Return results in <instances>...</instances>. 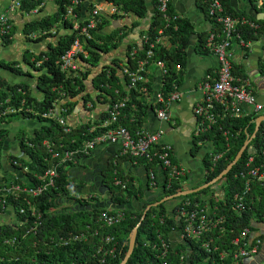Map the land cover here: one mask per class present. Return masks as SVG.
<instances>
[{"label": "trees", "instance_id": "1", "mask_svg": "<svg viewBox=\"0 0 264 264\" xmlns=\"http://www.w3.org/2000/svg\"><path fill=\"white\" fill-rule=\"evenodd\" d=\"M107 1L112 3L118 11L122 12L119 15H111L114 18L129 13H135L142 18L147 12L145 0ZM220 1L227 14L246 16L252 19L245 12L237 13L230 6L228 0ZM250 1L254 2V0ZM153 3L155 5L154 14L150 19L151 22L148 29L143 31L142 36L147 35L150 40H154L159 36V30H162L163 34L168 37L170 45L156 44L152 48L153 54L150 60L163 62L165 66L166 72L162 75L160 95L163 99H166L170 92L173 91V87L175 85L179 86L182 82L183 69L186 63V47L191 35L194 34V30L187 18L176 17L166 21L157 8L158 0H153ZM37 4L38 1L35 0H22L21 8L30 9ZM253 6L255 7V4ZM167 12L170 17H173L169 4ZM62 13L63 8L59 7L52 16L46 15L39 20L28 21L25 24L24 31L48 32L59 21ZM107 21L105 16H102V23L100 22L98 28L92 31L93 38L89 40L88 55L83 59L92 66L98 64L100 53H107L117 47L124 37L123 34H119L123 30L122 27L109 33H99L98 29ZM255 21L259 24L256 32L247 26H237L238 32L245 41L257 39L264 33V19H255ZM213 29H215L214 25ZM12 33H14V29H12ZM208 33L198 34L197 49H204ZM48 34L50 32L45 35ZM55 35L57 40L50 45L48 51L40 53L25 51L28 56L24 57V61L37 71V84L42 92L40 97L32 95L27 82L11 83L0 76V112L8 108L21 109L20 111L16 110L0 115V166L3 159L4 142L9 133L8 128L4 124L17 116L23 119L35 120L38 125L33 127L29 135H26L27 142L31 143V145L25 143L24 135L26 132L24 129L21 128L16 134L19 146L27 154V158L13 154L5 155V158L9 157L21 162V167H26L28 170L26 175L31 184H37L36 178L33 176L34 173H43L50 165L49 161L44 160L47 155V148L43 142L47 141L52 146L53 151L58 152L59 155L57 159H53L57 171L54 185L47 187L38 197L32 199L37 210L42 212L39 227L35 232L29 229L32 225V217L28 213H19L20 207L26 208L25 202L21 198L14 199L13 196L8 199L13 209L12 215L14 219L11 221H0V264H119L128 247L129 232L140 220L146 205L150 203H144L140 209L128 206L132 201L142 198L145 188L142 185L136 186L134 184V177L124 170L123 161L126 159L136 161L147 169H155L156 162L155 160H149L146 156H120L118 153L110 158L108 166L103 171V182L109 188L112 201L115 204H124V208H121L124 212V218L116 225L103 227L97 222L98 214L104 208L94 207V203L99 204L97 200L91 204L89 199L81 202L74 197L77 202L76 205L70 204L68 207L60 208L62 207L59 205L60 202L65 198H70L74 192L71 189L73 184L69 174V166L87 155L77 152L72 159L63 162H60L59 159L62 158L64 151L70 148L74 149V147L79 148L83 141L106 130V127L97 128L90 132L88 129L91 123L87 121L74 127L67 124L70 126V131L65 132L59 123L41 117V114L53 107L54 103L66 97L73 98L84 91V81L90 74L89 68H86L85 71L77 72H64L59 69L57 61L61 54L69 48L74 39V34L68 32L58 34L57 32ZM2 42L7 44L10 39L7 36L2 37ZM147 48V43L142 41L141 47H137L134 52L130 51L128 53L124 66L134 70L138 62L146 57ZM30 57H34L37 60L43 57L46 59L42 61L40 66L34 67L29 59ZM112 63L116 64L114 61ZM15 64L16 62L14 61L0 60V67L11 70L16 74H21V67H15ZM232 72L236 75L247 77V74L238 65L233 64ZM125 78L127 84L128 77L125 75ZM93 82L102 93L109 97V106L117 98H128L112 126L121 125L130 132H135L143 127L145 117L154 111L155 106L158 108L162 107L160 102L155 105L152 103L148 104L142 98L141 88L147 85V89H149L150 85L148 83L143 84L140 82L136 88L129 90H127L125 85L123 89L120 78L112 65L104 66L100 71L95 72ZM85 98H88V96H85ZM73 104L74 102L66 100L63 106L68 107L73 106ZM61 116L65 117V113L61 114ZM257 116L254 113L243 115L240 118L226 116L217 125L213 126L208 133L194 137L196 146H198V142L208 140L212 143L213 153H221V156L214 164L210 160V155L205 154L203 165L206 173L203 183L220 173L234 158L244 141L253 133L254 119ZM107 117L108 113L106 112L93 122L94 125L101 124ZM262 147L263 139L259 127L242 156L216 183L185 196L173 198L176 201L188 198L191 203L190 207L195 206V203L200 206H204L207 203L213 212V216L222 218V222L217 228L204 233L198 240L187 241L191 250L187 258H181L187 250L183 243L170 245L167 254L163 258L161 257L158 249V236L161 235L166 241H169L171 228H176L174 215L178 207L174 205L171 211H167L166 201H163L147 209L145 217L138 227L134 249L125 264H161V261L167 264L228 263V259H219L217 251L225 247V245H230L231 240L244 229L256 230V223L264 222V181L254 179L250 182V189L243 199L246 207L244 211L238 212L234 206L235 194L241 193L245 189V179L238 175V172L244 169L245 159L249 154L254 156L253 165L263 162L261 156ZM172 160L175 162L173 158ZM261 170L264 171V163ZM116 179L120 180L121 184H115ZM185 179V176L176 177L171 181L170 185L165 183L163 194L167 196L185 189L183 185ZM13 181L24 185L20 178ZM218 183L223 191L222 196H215L212 192L214 185ZM115 187H117V191L114 190ZM87 206H90V209H87ZM50 207L54 209L49 211ZM156 211L158 218L151 223L149 220L156 215ZM79 233L85 234L86 238L71 241L66 245L59 243L61 237ZM106 235H111L114 241L118 243V247L114 256H105L104 263H101L102 254L98 252V247L104 244L102 239ZM12 236H15V242L12 244L4 243L5 239ZM205 240H211L210 245H216L218 249L207 251L206 248L202 247V242Z\"/></svg>", "mask_w": 264, "mask_h": 264}, {"label": "built area", "instance_id": "2", "mask_svg": "<svg viewBox=\"0 0 264 264\" xmlns=\"http://www.w3.org/2000/svg\"><path fill=\"white\" fill-rule=\"evenodd\" d=\"M38 4L30 9H23L22 0H11L7 8L0 12V39L7 36L12 38L13 23L11 15L15 11H21L23 15L30 16L38 14L43 7L51 2L56 5V8H63V13L59 19V22L64 25V29L68 33L74 34V39L69 48L61 54L57 63L59 69L64 72H77L81 71L82 67L78 63V58L82 55L86 57L88 55L89 40H92V31L97 27V24L101 22L102 10L106 5V9L110 14H121L116 7L107 0H35ZM169 0H158L157 8L163 14L166 21L174 19L176 16L170 17L167 12ZM207 6L208 13L212 19L215 29H211L208 34L205 47L210 49L217 60V69L213 77L203 80L201 88L203 90V97L193 107V113L196 116V128L195 136H201L205 134L211 127L217 125L220 120L226 116L240 118L243 115L254 113L255 115L264 114V104L257 102L256 95L250 86V81L247 77L236 75L232 72V51L236 46L241 47L243 50L250 46L251 41H245L241 34L238 32L237 26H247L253 29L254 32L259 28V24L246 16H235L227 14L220 0H201ZM255 3L262 5L261 2ZM263 1V0H262ZM48 32H55L53 28ZM47 31H36L27 33L26 38L28 40H35L42 35L48 33ZM161 36H165L162 30H159V36L154 40H150L147 35L142 36V41L147 43L148 48L146 50V57L138 62L137 67L134 70L123 68V73L128 77V83L126 84L127 90L136 88L138 83H146L147 76L146 65L152 58V48L160 43ZM245 52V51H244ZM86 53V54H85ZM46 59L31 58V62L34 67L40 66L42 61ZM157 62L162 67V73L166 72L163 62ZM142 91L146 90L145 86H142ZM180 94L178 88L174 86V89L166 99H163L160 94L157 95V100L162 104V107L156 110V116L160 120H169L167 109L169 105L179 100ZM127 97H122L114 101L108 111V117L103 120L99 125H92L88 131H94L99 127H112L103 130L99 134L93 136L90 139L83 141L79 148H70L64 151L60 162L72 159L77 152H82L88 155L91 149L101 143H117V153L120 156L130 157H142L146 156L149 160H155L156 165H160L166 170L167 178L166 183L170 185L171 181L176 177L185 176L184 169L177 165L172 160V146L162 140V136L158 131H149L140 129L135 133L130 132L123 126H112L116 122L120 110L125 106ZM20 111L21 109L8 108L0 115L11 113L13 111ZM41 117L50 121L59 123L65 132L70 131V126L67 125L65 117L57 114L53 107L49 108L46 112L41 114ZM261 135L263 139V147L261 150V156L263 162L260 164L254 163L253 154H249L245 159L244 169L238 172V175L245 179V189L241 193H236L234 196V206L238 212L245 210V202L243 201L245 194L250 189V182L254 179L262 180L263 171L261 170L264 163V117L260 122ZM225 134V132H224ZM25 143L27 142L26 136H24ZM47 148V155L44 160L49 161L50 165L44 170L43 173H34L37 184H31L27 179L26 167H21V162L16 159L7 158L6 161L10 166L14 167L18 174L14 179L20 178L24 182L22 185L19 182L10 180L9 182L0 180V221H11L14 219L12 215V207L8 202V199L13 196L14 199L21 198L26 205L19 208V213H28L32 217V225L30 230L36 231L40 224V218L42 212L37 210L36 206L32 202L33 198L38 197L47 187L53 186L55 183V177L57 176L56 165L53 163V159L59 157L58 152L53 151L52 146L43 142ZM199 144V143H198ZM213 150V149H212ZM210 151V160L214 164L216 160L221 156V153L214 154ZM148 186L156 187L158 185L155 170L149 168L148 170ZM115 184H121V181L116 179ZM123 185V184H122ZM92 194L85 195L82 202L85 199H89L93 204L95 200H91ZM77 204V202H74ZM176 213L174 215L176 228H171V233L174 235L169 241H166L161 235L158 236L159 246L158 249L163 258L170 245L177 243H183L187 248L181 258L186 257L190 253L189 245L187 241L198 240L204 233L210 232L222 222V218L213 216V212L209 204L200 206L195 203V206L190 207L191 203L188 198L178 199L176 204ZM53 207L49 208L52 211ZM124 218V212L121 208H111L110 206L102 208L100 210L97 222L101 226H113L121 222ZM258 227H263L264 222L256 223ZM263 235V238H262ZM85 234H73L68 237H61L59 243L68 244L71 241L84 239ZM15 236L9 237L4 240V243L12 244L15 242ZM104 244L98 247V252L102 254L100 259L101 263H104L105 256H114L117 250L118 243L114 241L111 235H106L103 239ZM210 241L205 240L202 242V247L207 251L211 249L217 250V246H211ZM219 259L226 260L225 264H244L245 259L254 261L256 264H264V232H256V230L244 229L238 236L234 237L230 245H225L217 251ZM259 256H263L259 259ZM161 264H167L161 261Z\"/></svg>", "mask_w": 264, "mask_h": 264}, {"label": "crops", "instance_id": "3", "mask_svg": "<svg viewBox=\"0 0 264 264\" xmlns=\"http://www.w3.org/2000/svg\"><path fill=\"white\" fill-rule=\"evenodd\" d=\"M145 1L147 4V12L142 18L135 13H129L114 18L111 15L115 14H110L105 8V5L102 10V16H105L108 21L98 29L99 33H109L122 27L123 30L120 31L119 34H123L124 37L121 39L117 47L111 49L107 53H100L99 62L96 66L86 63L83 60L85 57L82 55L78 58V63L82 67L81 71H85L86 68L90 69V74L84 81V91L73 98L66 97L53 104V108L57 114L61 115L65 113V120L70 126H78L88 121L91 123V127L94 125L93 122H95V120H98L101 115H104L109 111V97L94 85L93 77L95 76V72L100 71L101 68L107 65L114 66L117 75L120 78L121 86L124 89L126 78L123 73V68L125 67L124 64L127 60L128 53L130 51L134 52L137 47H141L142 33L148 29L151 22L150 19L155 10L153 0ZM228 1L230 6L237 13L248 12L247 14L253 20L257 18L250 15L249 11L251 8L257 12L264 13V1L262 0L257 1L258 3L261 2L262 5H257L255 3L256 0H254V2H251L250 0ZM10 2L11 0H0V12L4 11ZM168 4L172 9L173 16L187 18L191 22L194 34L191 35L190 41L186 47V63L183 69L184 74L182 82L179 86L175 85L178 88L180 98L171 103L167 109L169 114L168 123H163V120L157 118L156 110L158 107L155 106L154 111L145 117L141 129L160 132L162 140L172 146V158L175 160V163L181 166L185 171L186 179L184 180L183 185L185 186V189H190L203 183L206 173L203 165V158L206 153L210 155V151L212 150V143L208 140L198 142V146L194 143L196 116L193 113V107L203 97V90L201 88L202 81L209 79V76L213 77L217 69L216 57L210 49L205 46L204 49L196 48L198 34L203 32L210 33L214 23L210 18L206 4L200 0H169ZM253 4H255V7ZM56 10V5L49 2L36 15L26 16L23 15L21 11H15L11 15L14 33H12L13 36L10 39V42L3 44L2 39H0V60L9 62L14 61L16 62L15 67H21L22 69L21 74H16L11 70L0 67V76L11 83L27 82L32 95L36 97L42 95L37 84V71L24 61V57L28 56V53L25 54V51L29 50V53H31L30 51L35 53L48 51L50 45L57 40L55 34L57 32L58 34H63L67 33V31L64 29V25L57 21L54 27H51L55 32H50L48 35H42L35 40H28L26 38L27 33L36 32L37 30L25 32L24 27L26 22L39 20L46 15L52 16ZM96 28H98V24ZM250 41V46L244 50L239 46H236V48L233 49L232 64L238 65L243 72L247 74V78L250 81V86L256 95L257 101L259 100L261 101H258L259 103L264 104V33L259 38ZM159 44L169 46L170 43L168 37L166 35L161 36ZM29 59L31 60V57ZM113 61L116 64H113ZM162 75L161 65L155 61H149L146 65L147 82L145 84L148 83L150 86L149 89H147L146 85L145 87L147 90H141L142 98L146 103H152L155 105L158 102L157 95L160 94L162 87ZM85 96H88V98H85ZM66 100L74 102L73 106H63ZM22 125L24 128L21 127ZM36 125L38 124L35 120L23 119L18 116L5 123L4 126L9 130L8 136L4 142L5 155L13 154L18 157L27 158V154L19 146L16 134L21 128L24 129V131L26 128V134L24 136L29 135L33 127ZM107 128L112 127L108 126L106 129ZM210 129L206 133H208ZM117 147V143L106 142L97 144L91 149L87 156L82 157L78 162L75 161L69 166V174L73 184L71 189L72 191L74 190V192L71 194L70 198L63 199L59 205L62 207H68L70 204L76 205L74 203V197L80 200L88 194L93 195L94 198H92V200H97L98 202L106 201V191L100 193V191L97 190V187L99 186V177L103 176L104 180L103 171L108 166L110 158L116 155ZM7 158L9 157H6L5 161ZM123 168L134 177L133 182L136 186L142 185L145 188L142 198L129 203L131 205L130 207L140 209L144 203H152L151 201L154 202L161 200L166 196L163 194V187L166 183L167 174L166 170L160 165H156L154 169L158 182L156 187L147 186L148 169L144 165L126 159L123 161ZM16 173L18 174L17 170L10 166L7 161L6 164H4L2 159V164L0 166V180L3 179V181H5L10 175L13 177L11 180H13L16 177ZM262 181H264V171L262 174ZM219 186L220 184L218 183L213 187L212 192L215 196H222L223 194V191ZM164 201H166L165 205L167 211H171L172 207L177 202L173 198ZM256 232H264L263 227H258L257 225ZM173 236L174 235L171 233L170 240Z\"/></svg>", "mask_w": 264, "mask_h": 264}, {"label": "water", "instance_id": "4", "mask_svg": "<svg viewBox=\"0 0 264 264\" xmlns=\"http://www.w3.org/2000/svg\"><path fill=\"white\" fill-rule=\"evenodd\" d=\"M249 13H250L251 16H253V17L257 18V19H263L264 18V13L263 12H257L256 10H254L252 8L250 9ZM259 102H261V101H259ZM263 117H264L263 113H261L260 115H258L256 117V119L254 121V130H253V133L251 134V136L244 141L243 145L237 151V153L235 154L234 158L215 177H213L211 180H209V181H207L205 183H202L199 186H195V187H192L190 189H183V190L178 191V192H176L174 194L164 196L161 200H157L155 202H152V203H149V204L146 205V207L144 208V210L142 212L140 220L131 229V231L128 234V247H127V250H126V252H125V254H124V256H123V258H122V260L120 261L119 264H125L127 262V260L129 259L130 255H131V253H132V251L134 249V246H135L138 227H139L141 221L143 220V218L145 217L147 209L149 207H151V206L158 205L159 203L163 202L164 200L172 199V198H175V197H182V196H185V195L190 194L192 192H196V191H198L200 189H203L205 187H208V186L213 185L214 183H216L223 175H225L232 168V166L242 156V154H243L244 150L246 149L248 143L251 141V139L255 136L256 132L259 130L260 122L263 119ZM163 121H164L163 123H168V120H163ZM14 129H16V128H14ZM11 134H13V133H11ZM2 153H3V163L6 164L4 150L2 151ZM102 182H103V176H100L99 177V186L97 187V190H99L100 193L106 191L105 194H107V199L104 202H99V204L98 203H94L93 204L94 207H98V206L99 207H107V206H110L111 208H124V204H115L112 201V199L110 198V191H109L108 186L105 185ZM128 206L130 207L131 205L128 204ZM87 209H90V206H87ZM262 258H263V256H259V259H262ZM244 264H256V263L254 261L249 260V259H245Z\"/></svg>", "mask_w": 264, "mask_h": 264}, {"label": "rangeland", "instance_id": "5", "mask_svg": "<svg viewBox=\"0 0 264 264\" xmlns=\"http://www.w3.org/2000/svg\"><path fill=\"white\" fill-rule=\"evenodd\" d=\"M102 6L105 7V4H103ZM106 8H107V7H106ZM12 119H13V118H12ZM21 127L24 128L23 125H22ZM25 131H26V128H25ZM11 178H13V177H11V175H10L9 177H7V178L5 179V181H8V182H9V181L11 180ZM114 190L117 191V187H115ZM63 207H65V206H63ZM63 207H60V208H63ZM60 208H59V209H60ZM157 218H158V214H157V211H156V215H155L153 218H151L149 221H150L151 223H153V222H155V221L157 220Z\"/></svg>", "mask_w": 264, "mask_h": 264}]
</instances>
